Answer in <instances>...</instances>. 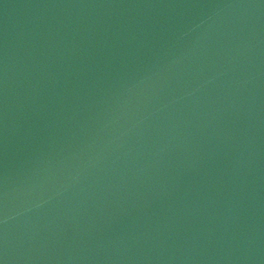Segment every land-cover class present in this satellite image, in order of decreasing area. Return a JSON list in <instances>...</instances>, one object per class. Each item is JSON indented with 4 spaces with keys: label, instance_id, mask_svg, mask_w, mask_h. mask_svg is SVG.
<instances>
[{
    "label": "water",
    "instance_id": "1",
    "mask_svg": "<svg viewBox=\"0 0 264 264\" xmlns=\"http://www.w3.org/2000/svg\"><path fill=\"white\" fill-rule=\"evenodd\" d=\"M0 264H264V0H0Z\"/></svg>",
    "mask_w": 264,
    "mask_h": 264
}]
</instances>
